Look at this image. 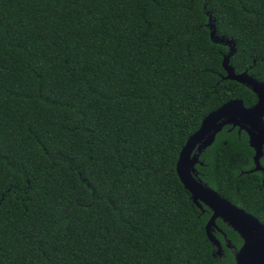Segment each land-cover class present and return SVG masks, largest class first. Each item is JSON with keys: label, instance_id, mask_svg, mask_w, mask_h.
<instances>
[{"label": "trees", "instance_id": "1", "mask_svg": "<svg viewBox=\"0 0 264 264\" xmlns=\"http://www.w3.org/2000/svg\"><path fill=\"white\" fill-rule=\"evenodd\" d=\"M211 16L264 81V0H0V264H237L177 172L206 115L257 101ZM254 154L226 125L196 168L264 223Z\"/></svg>", "mask_w": 264, "mask_h": 264}, {"label": "water", "instance_id": "2", "mask_svg": "<svg viewBox=\"0 0 264 264\" xmlns=\"http://www.w3.org/2000/svg\"><path fill=\"white\" fill-rule=\"evenodd\" d=\"M212 20L213 19L211 16L209 27L212 40L216 43H224L229 47V52L224 56L223 60V66L227 72L226 78L236 80L246 85L257 95V101L252 106H246L241 99H233L226 103L242 105L245 108L257 109V115L255 119L256 128H254L253 131H249L246 128L239 127V133L242 130H245L247 132L249 136V144L255 150V167L250 171L264 172V166L261 163L262 157H260V163H258L260 153V145L258 140L259 124L261 121H264V115L259 114V110L264 109V81H260L250 75L248 70L240 73H237L235 71V68L230 64V57L235 51V42L233 41V39L216 35ZM251 84L253 85V87L250 86ZM226 103L212 112L223 111V109L221 108H223ZM212 112H210L208 115H211ZM208 115H206L203 119L199 129L187 139L185 145L183 146L179 157H181L182 163L186 159L190 161L191 167L187 170V172H185L183 168H181V171H179L177 166L178 175L184 183L185 187L190 192L193 202L200 208H202L203 204H205L213 211V214L206 225V233L210 241L218 247L217 254H222V245L212 232V228L213 225H216V219L221 218L225 223H227L235 231H237L243 239V244L237 251L235 256L236 263L264 264V223L261 222L259 218L252 213H249L244 208L232 203L230 200L222 196L217 190L208 186L199 178L196 165L199 163L202 164L200 156L203 151L213 144L217 134L226 125L238 127L236 125H233L231 122L224 123L223 120L219 121L214 127H209V119L207 118ZM212 115L216 114L213 113ZM253 132L256 133V136L253 135ZM261 150H264V146H261ZM195 189L196 191H194ZM197 191L200 192V195L196 194Z\"/></svg>", "mask_w": 264, "mask_h": 264}, {"label": "snow or ice", "instance_id": "3", "mask_svg": "<svg viewBox=\"0 0 264 264\" xmlns=\"http://www.w3.org/2000/svg\"><path fill=\"white\" fill-rule=\"evenodd\" d=\"M170 2L181 3L182 0H170ZM205 23L209 27L210 22H205ZM212 24L214 25L215 34L217 35L215 19L212 20ZM250 86L253 87L252 84ZM221 109H223V111L212 112V114L215 113L216 115H212V114L208 115L207 118L209 119V127H214L215 125H217L219 121L223 120L224 123L231 122L233 125H236L240 128H246L249 131H253V129L256 128V122H255L256 115H257L256 108H245L242 105L226 103L224 107ZM259 114L264 115V109H260ZM253 135L256 136V133L253 132ZM258 140H259V145H260L258 163H260V157H264V150H261V146H264V121H261L259 124ZM256 164H257V161H256ZM177 166H178L179 171H181V168H183L184 171L187 172V170L191 167V162L186 159L182 163L181 157L178 156ZM253 167H255V165H253ZM194 191H196V189ZM196 194L200 195V192L197 191Z\"/></svg>", "mask_w": 264, "mask_h": 264}, {"label": "flooded vegetation", "instance_id": "4", "mask_svg": "<svg viewBox=\"0 0 264 264\" xmlns=\"http://www.w3.org/2000/svg\"><path fill=\"white\" fill-rule=\"evenodd\" d=\"M239 128V127H238ZM241 133V132H240ZM262 163V162H261ZM263 165V164H262ZM197 166V165H196ZM264 166V165H263ZM254 168V167H253ZM252 168V169H253ZM263 172V171H262ZM263 175H264V172H263ZM204 206H207V205H205V204H203V206H202V208H200V209H202V210H204ZM208 207V206H207ZM209 208V207H208ZM210 209V208H209ZM210 211H211V216H212V214H213V211L210 209ZM211 216H210V218H211ZM210 218H209V220H210ZM218 219H221V218H217L216 219V225H213V228H212V232L214 233V235L216 236V238L221 242V245H222V254L221 255H218L217 254V251H218V247L216 246V245H214L212 242V245L214 246V251H213V255H218V256H222L223 254H224V248L225 247H227V248H230V249H233V251L235 252V256H236V253H237V251L240 249V247L242 246H240L239 248H236V245L235 244H233L232 243V241H231V239L228 237V235H227V232L222 228V227H220L219 226V224H218ZM208 220V221H209ZM222 220V219H221ZM223 221V220H222ZM224 222V221H223ZM208 223V222H207ZM225 223V222H224ZM227 224V223H226ZM207 225V224H206ZM228 225V224H227ZM230 226V225H229ZM231 227V226H230ZM232 228V227H231ZM233 229V228H232ZM234 230V229H233ZM237 232V231H236ZM238 233V232H237ZM218 234H220V236L222 237V239H221V237H219L218 236ZM239 234V233H238ZM240 235V234H239ZM241 237V236H240ZM210 240V239H209ZM243 244V243H242Z\"/></svg>", "mask_w": 264, "mask_h": 264}]
</instances>
